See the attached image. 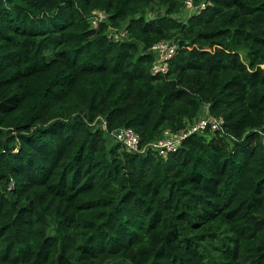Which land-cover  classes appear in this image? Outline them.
I'll return each mask as SVG.
<instances>
[{
  "label": "trees",
  "instance_id": "16d2710c",
  "mask_svg": "<svg viewBox=\"0 0 264 264\" xmlns=\"http://www.w3.org/2000/svg\"><path fill=\"white\" fill-rule=\"evenodd\" d=\"M185 1L0 0V264H264V0Z\"/></svg>",
  "mask_w": 264,
  "mask_h": 264
},
{
  "label": "built area",
  "instance_id": "2783aa9c",
  "mask_svg": "<svg viewBox=\"0 0 264 264\" xmlns=\"http://www.w3.org/2000/svg\"><path fill=\"white\" fill-rule=\"evenodd\" d=\"M206 8V3H202L199 7L194 5L193 0L185 1V11H190V16L197 14ZM187 16V15H186ZM108 18V13L105 10L97 9L92 11L89 16V21L94 28H98L101 23H104ZM128 36L127 28H111L108 37L115 41H122ZM178 44L172 41H161L152 47L156 55L152 73L154 75L165 74L169 70V61L177 54ZM225 120L223 117L211 115L209 112L203 114L194 122H189L187 125L178 131L166 130L163 135L152 141L144 150H156L166 156L168 153L177 152L183 145L184 140L194 133L204 134L206 130L211 132L225 133ZM100 127L108 132L109 136L118 143L123 144L131 151L140 150V137L131 128H120L109 132L107 122L102 119ZM261 135L262 144L264 146V130L258 129ZM143 150H141L142 152Z\"/></svg>",
  "mask_w": 264,
  "mask_h": 264
},
{
  "label": "rangeland",
  "instance_id": "374dc122",
  "mask_svg": "<svg viewBox=\"0 0 264 264\" xmlns=\"http://www.w3.org/2000/svg\"><path fill=\"white\" fill-rule=\"evenodd\" d=\"M190 11H185V9H184V11H183V15H184V21H186L187 20V17L189 18L190 17ZM148 15H149V17H151L152 16V13H150V12H148ZM187 15V16H186Z\"/></svg>",
  "mask_w": 264,
  "mask_h": 264
},
{
  "label": "crops",
  "instance_id": "0c3cea01",
  "mask_svg": "<svg viewBox=\"0 0 264 264\" xmlns=\"http://www.w3.org/2000/svg\"><path fill=\"white\" fill-rule=\"evenodd\" d=\"M203 111H204V113H203V114L207 113V112L209 111V108H208V106H207V107H205Z\"/></svg>",
  "mask_w": 264,
  "mask_h": 264
}]
</instances>
